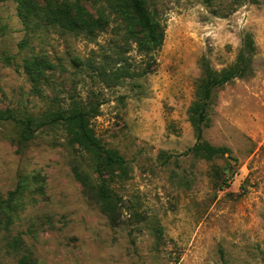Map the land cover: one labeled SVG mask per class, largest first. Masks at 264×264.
Wrapping results in <instances>:
<instances>
[{
    "label": "rangeland",
    "instance_id": "1",
    "mask_svg": "<svg viewBox=\"0 0 264 264\" xmlns=\"http://www.w3.org/2000/svg\"><path fill=\"white\" fill-rule=\"evenodd\" d=\"M163 2L165 40L143 75L145 59L116 22L90 41L27 28L14 0L0 2V110L39 116L98 99L91 126L127 162L110 177L108 209L76 177L96 182L64 126L23 140L0 122V264H264V0H244L228 18L200 0ZM247 35V75L213 91L202 138L235 160L186 154L205 65L234 66ZM35 55L56 66L40 92L26 71ZM121 64L138 75L120 84L98 75Z\"/></svg>",
    "mask_w": 264,
    "mask_h": 264
},
{
    "label": "trees",
    "instance_id": "2",
    "mask_svg": "<svg viewBox=\"0 0 264 264\" xmlns=\"http://www.w3.org/2000/svg\"><path fill=\"white\" fill-rule=\"evenodd\" d=\"M5 1V0H0ZM18 4L19 15L26 27L53 28L61 34L83 35L92 41L104 33L112 22L122 29L121 39L127 47L135 45L136 52L145 59L146 65L140 75L146 74L154 64V55L162 47L165 40L164 15L166 13L163 0H14ZM207 10L216 17L228 18L243 4L244 0H200ZM254 51L250 35L245 37L244 48L241 49L234 66L216 71L209 64L205 65L204 77L197 92V100L190 108L191 120L196 131V143L187 150L204 159L211 160L218 156H230V150L224 146H213L202 140L203 129L209 127L208 108L212 102V94L236 78H244L252 61V55L246 50ZM120 56L118 59H122ZM126 61V60H125ZM56 66L44 55H35L26 60V71L37 92L45 77L47 69ZM105 83H121L123 79L133 78L136 72L121 64L114 70L107 71L105 66L96 68ZM112 78V79H111ZM114 80V82L112 81ZM102 104L95 99L84 105L80 100H73L66 109L44 112L39 116L27 115L19 117L13 110H0V122H13L20 130L23 140H30L43 126L62 125L71 136L73 143L78 144L88 153L96 182L90 176L75 171L76 177L87 190L96 193L100 202L110 209L114 205L113 194L109 187L110 177L124 169L125 158L115 149L105 146L96 136L91 119L98 113ZM231 159L235 160V158ZM22 260L21 264L27 262Z\"/></svg>",
    "mask_w": 264,
    "mask_h": 264
}]
</instances>
